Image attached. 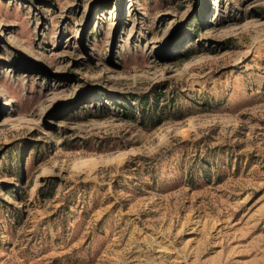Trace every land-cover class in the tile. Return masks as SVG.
Listing matches in <instances>:
<instances>
[{"label": "rangeland", "instance_id": "374dc122", "mask_svg": "<svg viewBox=\"0 0 264 264\" xmlns=\"http://www.w3.org/2000/svg\"><path fill=\"white\" fill-rule=\"evenodd\" d=\"M0 264H264V0H0Z\"/></svg>", "mask_w": 264, "mask_h": 264}, {"label": "trees", "instance_id": "16d2710c", "mask_svg": "<svg viewBox=\"0 0 264 264\" xmlns=\"http://www.w3.org/2000/svg\"><path fill=\"white\" fill-rule=\"evenodd\" d=\"M160 90L154 91L153 94L146 96L145 100H139L136 101V105H138V110L140 112L141 120L143 121L144 126L146 127H156L160 125L163 121L167 119H181L184 118V114H180V109L175 107V110L169 109L170 104H164L161 105L160 102ZM131 112L134 111V107L130 108ZM135 115V113H131ZM208 157V156H206ZM211 163L207 164L206 168L201 169L202 177L205 179L209 180L213 173L211 169ZM21 170L22 166H21ZM195 175L190 173L188 176V182L191 185H196L194 184L195 182Z\"/></svg>", "mask_w": 264, "mask_h": 264}]
</instances>
